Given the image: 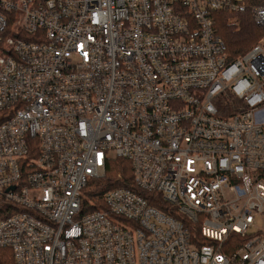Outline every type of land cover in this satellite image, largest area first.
<instances>
[{"label": "built area", "instance_id": "built-area-1", "mask_svg": "<svg viewBox=\"0 0 264 264\" xmlns=\"http://www.w3.org/2000/svg\"><path fill=\"white\" fill-rule=\"evenodd\" d=\"M246 6L0 0L6 263L264 264V47L233 61L214 24ZM116 158L135 190L92 208Z\"/></svg>", "mask_w": 264, "mask_h": 264}, {"label": "trees", "instance_id": "trees-1", "mask_svg": "<svg viewBox=\"0 0 264 264\" xmlns=\"http://www.w3.org/2000/svg\"><path fill=\"white\" fill-rule=\"evenodd\" d=\"M247 11L243 14L221 12L214 15V24L217 34L225 43L226 51L234 61L237 57L246 54L264 38V25H256L251 9L264 6V0H245ZM133 170L130 162L122 158H116L108 163L106 175L93 181L87 188L85 199L93 203L92 208L100 202L102 194L110 189L127 187L135 190ZM86 202V200H85ZM6 249H0V264H8L5 261Z\"/></svg>", "mask_w": 264, "mask_h": 264}, {"label": "rangeland", "instance_id": "rangeland-1", "mask_svg": "<svg viewBox=\"0 0 264 264\" xmlns=\"http://www.w3.org/2000/svg\"><path fill=\"white\" fill-rule=\"evenodd\" d=\"M259 43H261L263 45V47H264V38ZM84 197H86L85 194H84Z\"/></svg>", "mask_w": 264, "mask_h": 264}]
</instances>
